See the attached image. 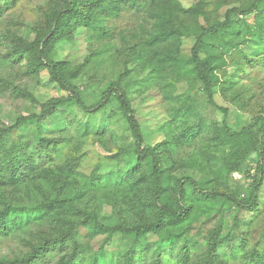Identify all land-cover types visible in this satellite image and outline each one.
Listing matches in <instances>:
<instances>
[{
    "label": "rangeland",
    "instance_id": "374dc122",
    "mask_svg": "<svg viewBox=\"0 0 264 264\" xmlns=\"http://www.w3.org/2000/svg\"><path fill=\"white\" fill-rule=\"evenodd\" d=\"M178 1L188 9L198 0ZM60 4L61 0H11L0 14V128L39 113L48 100L65 101L56 119L39 126L26 125L14 134L28 140L30 152H41L39 157L44 156L46 166L59 167L53 172L56 180L66 183L49 188L48 173L42 170L27 184L0 187L6 202L13 200L25 207V213L11 217L14 225L7 232L0 231V261L26 259L44 238L66 231L67 223L75 222L69 200L78 208L95 212L100 222L138 224L157 218L148 166L137 172L136 182H131V177L122 185H93L97 177L125 171L126 163L135 161V141L119 100L115 94L108 103L103 100L111 87H118L140 123L142 145L162 149V168L170 182L175 185L178 179L190 177L203 193L217 195L206 200L186 185L188 203L194 204L198 197L195 208L185 221L150 234L148 243L79 229L80 255L75 263L89 264L101 252L122 254L131 246L137 264H143L144 255L151 256L150 262L155 264L158 253L163 255V264H179L184 245L188 260L199 262L207 256L210 232L220 228L216 260L221 264H264V172L255 205L246 208L236 203L250 201L255 151H264V66L248 63L234 49H245V44L225 34L218 43L224 46L223 41H228L229 50L217 45L206 85L191 59L195 33L204 22L201 16L177 14L174 9L168 20H161L158 7L142 14L104 1L93 8L90 24L71 19L68 34L53 41L47 50L49 60L66 65V78L92 109L86 113L77 108L71 94L52 79L47 68L30 73L27 60H17L13 54L19 39L31 45L42 42L49 29V15ZM250 4L251 0H206L203 7L209 23L224 21L226 14H232L249 37L244 23H253L255 15L242 14L241 9ZM161 32L171 34L165 42H153ZM263 55L264 50L260 57ZM35 128L56 139L57 148L35 145ZM175 193L174 186L171 195L175 197ZM173 197L172 202L177 199ZM59 199L66 200L63 208L36 212L41 205ZM73 251L66 242L35 264H54ZM259 257L261 262H257Z\"/></svg>",
    "mask_w": 264,
    "mask_h": 264
},
{
    "label": "trees",
    "instance_id": "16d2710c",
    "mask_svg": "<svg viewBox=\"0 0 264 264\" xmlns=\"http://www.w3.org/2000/svg\"><path fill=\"white\" fill-rule=\"evenodd\" d=\"M104 1H110L115 3V6H119L120 9L132 12H143L153 7H158L160 12L157 18L165 20L168 16L172 15L173 10L176 13L183 12L188 16H201L204 20L199 31L195 33V43L191 49V59L194 64V68L197 71V75L200 80L208 84V74L212 69L210 64L215 61L212 55L216 49L220 46L218 43L224 38L225 34L234 35V39H240V44H245V49L234 47L237 52L246 57V60L250 64H259L264 66V55L260 57L264 50V0H251V4L241 9L242 14L255 15V21L253 23H244L249 32V37L243 31L241 24H238L235 18L231 17L232 14H226V19L220 22L209 23V15L204 9L203 5H206V0H198L196 3L191 5L188 9H184L178 0H168L164 3L163 0H61V4L53 9L49 15L50 25L47 34L44 36L41 43L36 42L31 45L26 43L24 39H19L18 43L13 46V54L17 60H27V65L30 73L38 72L42 68H47L52 79L63 89L67 90L71 94V101L77 106V108L86 113L92 112L90 108L86 107L85 103L80 97L79 91L74 85H72L66 78V65L61 61L49 60L47 50L50 48V44L57 40L61 36H65L69 32V22L73 18L83 20L84 23L90 24L92 15L94 14L93 8ZM11 0H0V14L4 11L6 6ZM169 7H174L169 9ZM236 10L234 9V13ZM183 15V16H185ZM171 34V33H170ZM169 32H161L154 37L155 43L165 42L169 37ZM224 46L222 49L229 50L227 48L228 41H223ZM235 43V42H234ZM238 47L239 43H235ZM218 45V46H217ZM30 53V55H29ZM34 56L35 58H32ZM260 57V59H258ZM258 60V61H257ZM165 62V60L161 61ZM242 71H246L245 68ZM112 90V91H111ZM114 92V93H112ZM115 94L119 100V104L125 114V119L135 141L134 157L135 161L127 162L125 171H114L109 175L102 178L97 177L93 185L104 184V185H122L125 182L129 183V179H136L137 172L143 167L148 166L149 174L151 177V183L153 184L152 203L158 211L157 218L151 222H142L138 224H126L121 221L117 223L100 222L97 219L95 212L89 211L85 208L76 207L71 201L69 203V209L72 210V216L75 217V222L67 223L69 227L66 231L56 237H46L42 243L33 249V252L26 259H14L11 261H0V264H35L42 255L48 253L56 246L62 247L69 242L73 246V252L70 255L63 256L58 262L54 264H76L75 259L78 258L80 252L78 242L76 241V235L78 230L84 231L93 230L101 234H106L108 237H114L119 234L126 238H131L133 243L141 242L148 243L147 237L150 234L156 233L163 226L170 223H181L185 221V216L191 214V211L198 202V197L194 204H190L187 201L185 195V186L190 185L193 191L198 195L204 196L206 200L214 199L212 193H203L199 189L198 182L190 177H183L176 181L175 185L170 182L169 176L163 172L162 164V149L156 146H145L143 142V131L140 123L135 116V111L129 101L124 95L122 90L118 87H111L108 92L104 94L103 100ZM65 107V101L61 99L48 100L40 109L39 113H33L31 115L20 117L13 125L8 127L0 128V187L4 186H17L20 184H27L42 170L48 173V179H45L49 183V188L59 187L61 188L64 184H59L56 180L58 176L53 173L59 167L45 165L46 159L44 156L39 157V151L30 152V143L28 140L21 136H17L14 132L22 127L32 126L49 120L56 119L59 110ZM94 112V111H93ZM58 127V123H55ZM39 128V127H38ZM35 128L34 132V143L38 144L43 148L53 146L57 148V141L54 138L43 136L41 131ZM33 131V128H31ZM60 129V126L58 128ZM102 132V130H98ZM42 154V153H41ZM255 157L257 159L255 165V176L251 182V188L253 190L250 201L248 203H241L236 201L239 206L251 208L257 201V192L259 191L261 176L264 172V151L262 149L255 151ZM43 158V159H40ZM43 162V163H42ZM102 179V180H101ZM137 180H135L136 182ZM130 182V183H131ZM175 186V197L171 195L172 187ZM170 187V192L169 191ZM212 195H217L213 193ZM175 201H171V199ZM5 197L0 194V231L7 232L12 225L14 220L11 218L14 214L25 213V207H22L18 202L10 200L5 201ZM66 205L65 199L53 200L50 203L41 205L40 210L36 212H49L63 208ZM38 208V209H39ZM219 229H215L210 232L207 243V256L204 260L199 262H193L188 260V247H180V255L178 257L179 264H221L217 258L216 248L219 244ZM86 233V232H85ZM150 243V242H149ZM159 244V243H157ZM165 245H159L158 247H164ZM160 249V248H159ZM158 250V249H157ZM78 252V253H77ZM121 256L123 261L120 260ZM163 255L158 253L155 256V264H163ZM261 257L258 258L257 262L260 261ZM151 256L144 255L143 264H152L150 262ZM152 260V261H153ZM263 260V258L261 259ZM137 264L135 259V249L129 246L122 254H116L114 251L101 252L95 255L93 260L89 264ZM259 264V263H257Z\"/></svg>",
    "mask_w": 264,
    "mask_h": 264
}]
</instances>
